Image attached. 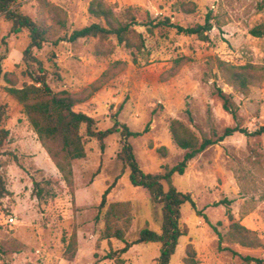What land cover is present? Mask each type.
<instances>
[{
    "label": "rangeland",
    "instance_id": "rangeland-1",
    "mask_svg": "<svg viewBox=\"0 0 264 264\" xmlns=\"http://www.w3.org/2000/svg\"><path fill=\"white\" fill-rule=\"evenodd\" d=\"M91 1L16 0L15 8L49 29L48 43L34 54L54 92L81 96L121 63L111 70L114 77L75 111L95 119L99 131L112 128L116 116L139 134L129 142L144 173L164 174L183 160L185 151L170 132L173 120L199 140L215 139L227 128L253 133L264 126V80L243 95L226 84L216 67L217 60L264 66V38L250 34L264 24V0H101L143 36L140 49L119 45L114 36L68 41L76 30L104 24L89 13ZM207 16L213 24L208 41L172 28L149 32L146 27L149 21L168 19L193 28L204 25ZM11 28L0 14V103L7 107L1 127L10 134L0 157L10 193L0 202V264H115L107 256L125 243L102 239L105 211L98 208L104 192L121 176L108 204H131L127 243L143 229L160 232L161 206L151 201L147 190L132 185L130 171L117 157L120 134L108 137L104 149L99 141L85 138L86 158L71 162L72 181H65L23 107L7 92L12 85L33 84L24 73L36 72L23 59L29 33L11 34ZM177 62L181 67L170 78ZM216 88L231 98L235 117L225 111ZM173 185L192 196L196 210L189 203L182 206L186 235L171 264H186L190 247L197 264H254L245 258L264 259V134L236 133L209 147L188 164L183 176H173ZM11 217L16 218L14 225L8 222ZM234 223L254 232L261 245L220 243L219 234L226 236ZM159 256L160 245L149 243L133 246L121 258L124 264H157Z\"/></svg>",
    "mask_w": 264,
    "mask_h": 264
},
{
    "label": "trees",
    "instance_id": "trees-1",
    "mask_svg": "<svg viewBox=\"0 0 264 264\" xmlns=\"http://www.w3.org/2000/svg\"><path fill=\"white\" fill-rule=\"evenodd\" d=\"M15 4L16 0H0V14L12 24L11 34L18 35L24 31L29 33L30 44L24 52L23 59L29 66L35 67L36 72L28 70L24 73L25 76L31 79L33 84H25L21 88L12 85V87L7 88V92L23 107L30 125L45 144L57 169L63 174L68 184L71 183L73 177L71 162L86 158L85 138L99 141L101 148L104 149V141L108 137L114 134L121 135L122 148L117 157L123 164L124 169L130 171L132 185L147 190L151 201L161 206V229L160 232L148 228L143 229L133 242H125V237L132 226L131 204L126 202L108 204V196L121 178V176L118 177L104 192L98 210L101 213L105 211L102 239L119 240L125 243V247L119 252L109 254L107 258L114 261L115 264H124L121 256L133 246L154 243L160 245V256L157 264H171L180 239L186 235V231L181 227L182 206L189 203L196 210V204L192 196L189 193L178 191L173 185V176H183L188 164L209 147L223 142L236 133L245 136H261L264 134V126L253 133L238 127L227 128L221 136L215 139L204 138L199 140L185 124L173 120L170 125V132L176 146L185 151L183 160L172 169H167L164 174H146L140 168L135 157L134 148L129 142L131 137L139 136V134L131 132L129 127L119 122L116 116H114L112 128L99 131L96 128L97 122L95 119L75 111L78 105L88 101L114 77L116 73L113 74L111 70L117 69L121 63L114 64L112 69L105 72L81 96L72 95L67 91L54 92L47 83V70L34 54L35 50L41 51L48 43L49 29L43 22L34 21L29 16L23 15L15 8ZM89 13L95 18L103 20L104 24H91L81 30H76L71 34L68 41L76 42L90 38L106 39L114 36L119 45H124L128 49H140L141 45L144 44L143 36L137 32L132 24L121 22L111 7L103 1L92 0ZM146 27L149 32L159 27L172 28L179 34L197 36L201 41H208L207 34L212 31L213 24L211 16H207L204 25L193 28H183L172 24L168 19L158 20L157 22L154 20L149 21L146 23ZM250 34L255 38H264V24L254 27ZM57 44L58 42L54 43V45ZM180 67L181 64L177 62L169 77H174ZM216 67L226 84L243 95H247L252 86L264 80V66L252 64L234 66L217 60ZM214 94L223 101L225 111L230 112L235 117L237 108L232 103L231 98L219 88H216ZM187 114L190 115L189 110ZM6 117L7 107L0 103V157L3 155V149L10 136L9 131L1 127ZM82 130L85 131V136L82 135ZM53 145H57L59 150L55 151ZM4 168L5 164L0 160V202L10 195L7 189V177ZM41 193L42 189H39L38 194ZM219 238L220 243L227 241L245 248H256L261 245L256 234L239 223L232 224L228 234L226 236L219 234ZM245 261L247 263L264 264V259L247 257ZM185 263L197 264L195 251L191 247L188 249Z\"/></svg>",
    "mask_w": 264,
    "mask_h": 264
},
{
    "label": "built area",
    "instance_id": "built-area-1",
    "mask_svg": "<svg viewBox=\"0 0 264 264\" xmlns=\"http://www.w3.org/2000/svg\"><path fill=\"white\" fill-rule=\"evenodd\" d=\"M8 222L10 225H14V223L16 222V218L11 217Z\"/></svg>",
    "mask_w": 264,
    "mask_h": 264
}]
</instances>
